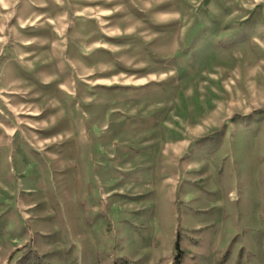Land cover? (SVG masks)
<instances>
[{
    "label": "rangeland",
    "instance_id": "rangeland-1",
    "mask_svg": "<svg viewBox=\"0 0 264 264\" xmlns=\"http://www.w3.org/2000/svg\"><path fill=\"white\" fill-rule=\"evenodd\" d=\"M5 46L0 264H264V0H0Z\"/></svg>",
    "mask_w": 264,
    "mask_h": 264
},
{
    "label": "crops",
    "instance_id": "crops-1",
    "mask_svg": "<svg viewBox=\"0 0 264 264\" xmlns=\"http://www.w3.org/2000/svg\"><path fill=\"white\" fill-rule=\"evenodd\" d=\"M25 40L24 41H22V43H26L27 41H26V38H24ZM8 49V47L7 46H5V47H3L2 49H0V54H1V52H4L5 50H7ZM9 49H13V48H9ZM15 50V49H14ZM20 50V49H19ZM21 51V53H24L22 50H20ZM13 53H17V52H15V51H12ZM20 56V55H19ZM10 92V91H9ZM11 93V92H10Z\"/></svg>",
    "mask_w": 264,
    "mask_h": 264
},
{
    "label": "trees",
    "instance_id": "trees-1",
    "mask_svg": "<svg viewBox=\"0 0 264 264\" xmlns=\"http://www.w3.org/2000/svg\"><path fill=\"white\" fill-rule=\"evenodd\" d=\"M176 249H178V244L176 243L175 244V246H174ZM226 256V255H225ZM175 259H176V262L178 263L179 261H178V255L175 257Z\"/></svg>",
    "mask_w": 264,
    "mask_h": 264
}]
</instances>
